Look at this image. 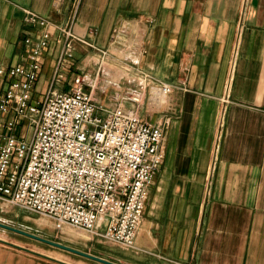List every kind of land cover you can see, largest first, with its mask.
Segmentation results:
<instances>
[{
	"label": "crops",
	"instance_id": "crops-1",
	"mask_svg": "<svg viewBox=\"0 0 264 264\" xmlns=\"http://www.w3.org/2000/svg\"><path fill=\"white\" fill-rule=\"evenodd\" d=\"M25 11L57 25L74 16V34L96 48L76 43L54 88L96 77L98 104L114 107L135 89L139 105L122 107L149 124L169 120L132 255L95 256L264 264V0H0V67L25 63L23 40L36 32ZM53 50L41 58L38 99L52 83ZM78 50L88 54L81 62ZM160 84L172 91L161 95ZM6 243L21 259L0 250V264H72Z\"/></svg>",
	"mask_w": 264,
	"mask_h": 264
},
{
	"label": "built area",
	"instance_id": "built-area-1",
	"mask_svg": "<svg viewBox=\"0 0 264 264\" xmlns=\"http://www.w3.org/2000/svg\"><path fill=\"white\" fill-rule=\"evenodd\" d=\"M74 21L57 25L25 11L24 22L36 31L23 40L25 63L0 67V202L58 230L67 226L135 249L169 120L149 124L136 108L122 107L124 100L139 105L143 95L135 89L115 95L114 107L98 104L96 77L77 75L69 90L54 88L76 43L96 49L74 34ZM52 49L54 76L38 99L41 58ZM159 90L167 95L172 86Z\"/></svg>",
	"mask_w": 264,
	"mask_h": 264
},
{
	"label": "rangeland",
	"instance_id": "rangeland-1",
	"mask_svg": "<svg viewBox=\"0 0 264 264\" xmlns=\"http://www.w3.org/2000/svg\"><path fill=\"white\" fill-rule=\"evenodd\" d=\"M86 46V45H85ZM92 55L100 52H91ZM81 52L80 50H78ZM80 57V62L82 61L83 57L87 56L85 53H82ZM80 54V55H81ZM90 56V57H91ZM100 65V64H99ZM94 98L99 99L100 94L98 91H94L93 93ZM0 221L5 222L9 225L14 227L20 228L22 230L28 231L40 237L59 242L66 246L72 247L74 249L90 253L92 255L95 254H103V255H110L115 256L116 254L121 256H131L132 252L129 249H125L119 247L115 244L110 242H106L97 237H93L91 234L86 233L84 231L72 229L70 227H64L63 229H56L53 222L49 219L43 218L38 216L37 214H31L27 211H23L17 207H12L7 203L0 202ZM0 238L3 239L6 244H11L15 246H21L25 249L32 250L37 254H41L44 257L42 258L44 261H51L52 259H60L64 262H70L72 264H93L90 261L79 257L77 255L62 251L55 247H51L49 245L34 241L32 239L26 238L24 236H20L18 234L8 232L2 230L0 228ZM4 251L3 259H9V254H15L16 259L17 255L14 250L12 249H0ZM7 253V254H6ZM20 254V253H17ZM46 256V257H45ZM28 257V256H27Z\"/></svg>",
	"mask_w": 264,
	"mask_h": 264
},
{
	"label": "water",
	"instance_id": "water-1",
	"mask_svg": "<svg viewBox=\"0 0 264 264\" xmlns=\"http://www.w3.org/2000/svg\"><path fill=\"white\" fill-rule=\"evenodd\" d=\"M0 228L2 230L8 231V232H12V233L18 234L20 236H24V237L32 239L34 241L49 245L51 247H55V248L60 249L62 251L77 255V256L82 257L84 259H88V260H91V261H94V262H97V263H100V264H118V263L106 260L104 258L92 255L90 253L74 249L72 247L66 246V245L61 244L59 242H55V241L40 237L38 235H35V234L30 233L28 231H25V230H22L20 228L14 227V226L9 225V224H7L5 222H2V221H0Z\"/></svg>",
	"mask_w": 264,
	"mask_h": 264
}]
</instances>
